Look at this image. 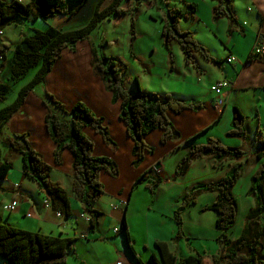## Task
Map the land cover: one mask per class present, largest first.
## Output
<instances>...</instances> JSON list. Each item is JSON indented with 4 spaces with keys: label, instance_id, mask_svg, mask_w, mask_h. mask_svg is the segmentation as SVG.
Instances as JSON below:
<instances>
[{
    "label": "crops",
    "instance_id": "obj_1",
    "mask_svg": "<svg viewBox=\"0 0 264 264\" xmlns=\"http://www.w3.org/2000/svg\"><path fill=\"white\" fill-rule=\"evenodd\" d=\"M210 1L182 0L185 4L195 5L190 20L184 26L187 25L195 39L220 64L205 60L199 53L193 55L194 65L187 64L179 47L174 55L176 63L172 64L171 59L165 58L164 66L170 73L168 81L151 90L146 83L143 86L144 79L140 78L143 71L136 65L137 60L138 65H142V59L137 55L132 58L131 65L137 67V75L126 78L130 81L138 78L144 92L161 96L168 94L186 103L202 104L198 111L186 110L179 115L168 111L167 116L178 134L177 138L162 144V130L147 135L145 142L154 152L146 154L139 166L134 165V143L126 124L120 120L121 104L114 103L103 80L94 74L91 42L79 41L74 50L62 51L51 72L33 88L19 111L1 131L0 164L10 162L12 170L7 179L0 182V221L30 232L74 239V250L68 255L66 264H138L136 258L143 264H153V256L159 264H163L156 245L158 242L167 243L177 259L198 254L209 257L220 254L223 246L217 240L220 233L216 227L212 237L200 230L192 234L188 232L184 215L185 236L176 239L175 209L192 185L218 181L227 176L235 165L245 163L247 159L255 160L260 153L258 142L264 141V59L253 57L252 51L256 42L264 44V0H235L242 3V9H235L237 24L231 25L224 18L222 26L213 20L211 10L214 3ZM22 40H18L15 46ZM229 55L236 58L234 64L226 63ZM221 81H228L230 86L216 94L211 88ZM46 94L54 97L67 110L78 102L86 105L96 117L104 120L117 145V151L113 152L100 135L90 128L84 129V134L94 143V155L110 159L118 169L117 177L107 171L100 173L104 195L93 207L95 212L102 214L96 229L90 228L81 218L82 207L72 190V153L65 150L61 164L55 163L56 144L45 125ZM10 104L8 102L7 106ZM235 108L246 117V140L225 137L231 130ZM12 134H28L32 148L52 167V181L61 185L70 200L72 215L69 218H58L56 211L46 207L45 193L26 178L22 157L11 151L8 145ZM209 138L219 139L225 147L244 151V156L222 163L209 156L206 158L212 160L210 168L202 169L193 163L184 176L176 177L177 165L189 148L204 145ZM3 149L8 150L7 157H3ZM193 167L198 172L189 176ZM210 171L215 175L206 178ZM145 175V180L134 188ZM155 178L161 179V183L152 193L147 185ZM16 184L19 185L18 191L14 187ZM204 199L208 202L202 208L213 204L217 195H206L197 202L201 203ZM13 200H17V208L11 213L5 212L3 207ZM212 216L216 221L217 214ZM124 220L136 258L129 251L122 231ZM195 227L201 229L203 226L198 221ZM115 229L118 231L115 232ZM191 236L202 243L194 245Z\"/></svg>",
    "mask_w": 264,
    "mask_h": 264
},
{
    "label": "trees",
    "instance_id": "obj_2",
    "mask_svg": "<svg viewBox=\"0 0 264 264\" xmlns=\"http://www.w3.org/2000/svg\"><path fill=\"white\" fill-rule=\"evenodd\" d=\"M88 0H30L24 4L18 0L6 2L0 0V31L12 24L24 22L29 18L47 21L55 16H73ZM124 0H113L108 7H103L105 0H100L91 21L87 26L70 32L48 26L44 31H34L31 37L24 38L20 44L12 50L13 60L11 66V81L21 80L30 69L40 68L35 77L19 92L17 99L0 110V135L2 129L9 120L19 111L26 97L33 88L41 83L51 72L54 64L60 60L62 51L75 49L79 41L90 39V33L100 23L115 16L117 19L126 13L121 8ZM214 3V19L227 18L231 25L237 24L233 0H211ZM195 10V5H189ZM180 17L186 18L181 10L169 8L164 17L162 36L165 46L170 54L173 64V55L169 50L171 41L179 44L187 64L194 65L193 55L199 53L205 60L220 64L211 56L209 50L201 45L190 31L179 29ZM92 45V66L94 74L100 77L113 96L114 103L120 102V120L127 126L128 135L134 143L132 155L136 159L135 166H139L146 154H152L154 149L145 142L147 135L155 130H162V144L177 138L172 124L167 116L168 111L176 115L186 110L198 111L202 104L186 103L174 99L171 95H157L144 92L138 78L132 82L124 78L127 72L126 66L119 60L101 57ZM9 48H0L2 60L6 59V51ZM264 58H262L263 60ZM173 68V67H172ZM131 85V86H130ZM10 91L8 84H0V101H5ZM47 113L45 125L51 139L56 144L54 160L57 165L62 162V154L69 150L73 155L72 168L74 181L72 190L80 202L82 212L90 215V228L96 229L99 225L101 213L95 212L93 207L104 195V186L100 181L101 171H107L117 177L118 169L108 158L94 155V143L84 134V129L90 128L100 135L104 144L113 152L117 151V145L112 140L108 128L102 118L96 117L90 109L81 102L76 103L71 110L46 94ZM226 138L247 139L246 117L238 108L234 109L231 130L226 133ZM11 151L22 157L23 173L27 179L33 181L46 195L50 207L61 213L65 218L72 215L70 200L59 183L51 179L52 167L44 162L30 145L28 134H12L8 142ZM260 153L258 159L264 158V141H259ZM213 156L218 163L228 162L244 156L240 149L225 147L219 139L209 138L206 144L191 146L188 153L178 163L176 177L186 174L192 162L197 159ZM12 170V163L6 161L0 164V182L7 179ZM243 172V163L235 165L224 178L198 185L183 195L180 206L175 210L177 225L176 239L183 238V212L190 204L196 203V198L202 193H213L217 200L204 211H212L217 214L215 227L219 231L217 240L223 248L220 254L209 257L202 255L189 256L177 259L171 252L169 245L158 242L157 248L163 264H264L263 239L264 225V162L252 178L249 195L255 200V206L249 211L241 236L232 241L229 232L236 224L238 215V203L233 194L234 186ZM147 175L142 177L143 182ZM161 183V179H151L147 188L153 193ZM122 231L126 236L129 251L136 258L133 242L129 234L126 220L122 225ZM74 239L44 235L12 227L0 221V261L3 264H66L68 255L74 250ZM138 264H143L136 258ZM153 264H159L153 256Z\"/></svg>",
    "mask_w": 264,
    "mask_h": 264
},
{
    "label": "rangeland",
    "instance_id": "obj_3",
    "mask_svg": "<svg viewBox=\"0 0 264 264\" xmlns=\"http://www.w3.org/2000/svg\"><path fill=\"white\" fill-rule=\"evenodd\" d=\"M4 1L11 2V0ZM20 1L24 4L30 2V0ZM99 1L100 0H88L73 16H55L45 22L29 18L24 22L12 24L3 30V35L0 37V48L4 49V47H7L9 50L6 51V59L0 61V83L8 84L10 86V91L7 94L5 101H0V110L5 108L8 102L13 103L17 99L19 92L35 77L41 65L40 63L38 66L30 69L21 80L17 82L11 81V66L13 60L12 50L14 49L16 42L22 40V38L31 37L35 30L44 31L46 25L53 26L61 32H70L81 29L87 26L91 21ZM112 1L113 0H105L103 7L110 6ZM181 1L182 0H124L121 8L124 9L126 13L119 19L112 16L111 19L100 23L96 29L91 31L89 41L96 47L97 53L101 57L119 60V62H122L126 66L127 72L125 73L124 78L128 75H137V67L131 65L132 58H135L134 55H137L144 63V65L143 63L142 65H138L140 63L139 60L136 59V63H138L136 65L142 68L143 71L140 75V78L144 79L143 86H145L146 83L149 89L155 90L161 85V83H166L170 75L168 68L166 69L164 66L165 58L168 57L170 60V54L166 49L165 40L162 36L164 26L163 19L166 16L167 9L176 8L181 10L186 18L180 17L179 29L181 31H189L186 28L187 25H184L190 20V14L194 12V9L189 6L192 4H185ZM233 6L234 11L235 9H242V3L238 1L233 0ZM212 10L211 13L213 17ZM223 19L224 18L216 20L213 17V20L216 22L218 21V25L221 26V20ZM179 47V44L175 41H171L169 44V50L173 55V63L177 62L174 55L178 52L176 49ZM141 89L144 91L142 87ZM2 154L3 157H7L9 155L8 150L3 149ZM211 161L212 160H208L205 157L203 159L194 160L192 164L194 163V165H198L202 169H208V167H211ZM258 162L260 163L257 165ZM263 162L264 158L258 159L256 157L255 160L249 161V159H247V161L243 163V172L233 189V194L238 203V215L236 224L229 233V238L232 241H236L241 236L246 221L245 217L249 209L255 206V200L249 195V190L252 185V178ZM196 172H198L197 168L193 167V170L189 172V176H194ZM212 175H215V173L210 171L206 178H209ZM201 184L192 185L187 192L191 191L193 187ZM210 194L212 193H202L198 195L196 203L188 205L183 212L188 232H193L192 234H194L200 230L199 232L209 234V237H212L213 233L215 234L214 225L216 224V221L212 215H216V213L212 211H204L206 207L202 208V205H205L208 202L205 201V199L201 203L197 202L199 198L201 199ZM180 204L181 201L178 207ZM198 218L199 220H197ZM213 220L215 222H213ZM198 221L202 223L203 227L201 229L200 227H195V224ZM262 224L264 225V215L262 218ZM192 238L194 239V245L199 246V243H202V241L195 239V237ZM262 255L264 256V239ZM0 264L3 263L0 261Z\"/></svg>",
    "mask_w": 264,
    "mask_h": 264
},
{
    "label": "built area",
    "instance_id": "obj_4",
    "mask_svg": "<svg viewBox=\"0 0 264 264\" xmlns=\"http://www.w3.org/2000/svg\"><path fill=\"white\" fill-rule=\"evenodd\" d=\"M3 35V31H0V37ZM252 56L258 59H262L264 58V44L260 43L259 41L256 42V44L253 47V51H252ZM2 60V56L0 55V61ZM236 61V58L233 55H229L226 58V63L228 64H234ZM230 86V83L228 81H221L218 82L217 84H215L214 86H212L211 90L213 92H215L216 94H220L221 90H223L224 88ZM15 189L18 191L19 189V185L16 184ZM45 205L46 207H50V202L48 200L45 201ZM18 206V202L17 200H13L11 202H9L7 205H5L3 207L4 211L7 213H11L13 212ZM56 215L58 218H61L62 215L59 212H56ZM81 218H83L88 224H90V215L85 214V213H81ZM115 232L118 231V229L114 230Z\"/></svg>",
    "mask_w": 264,
    "mask_h": 264
}]
</instances>
